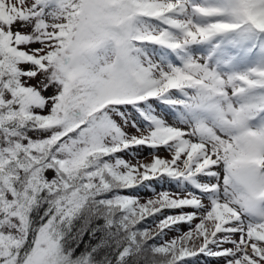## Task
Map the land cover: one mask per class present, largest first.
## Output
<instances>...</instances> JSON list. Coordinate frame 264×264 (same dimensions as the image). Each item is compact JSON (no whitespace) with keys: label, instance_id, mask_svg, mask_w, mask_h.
<instances>
[{"label":"snow or ice","instance_id":"obj_1","mask_svg":"<svg viewBox=\"0 0 264 264\" xmlns=\"http://www.w3.org/2000/svg\"><path fill=\"white\" fill-rule=\"evenodd\" d=\"M210 261L264 264V0H0V264Z\"/></svg>","mask_w":264,"mask_h":264},{"label":"rangeland","instance_id":"obj_2","mask_svg":"<svg viewBox=\"0 0 264 264\" xmlns=\"http://www.w3.org/2000/svg\"><path fill=\"white\" fill-rule=\"evenodd\" d=\"M38 46V45H37ZM32 83H35V81H32ZM50 94V91L48 93H45V95H49ZM169 119V122H171V117L169 116L168 117ZM136 151H138L140 153V158L143 159V160H148L150 157L148 156V152H149V149L147 148H143V149H137ZM161 156H167V152H165L163 149L160 150V153H159ZM125 159H129V160H132L133 163H135V160L132 159L131 156H128L127 154H125ZM156 187H157V190L160 189L161 185L158 183V182H153ZM164 188H169V189H172L173 191H175V186L172 185V184H164L163 185ZM144 195H150V193H143ZM171 235V233L169 234ZM228 246V245H226ZM209 264H217V261H210Z\"/></svg>","mask_w":264,"mask_h":264}]
</instances>
